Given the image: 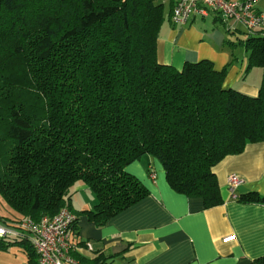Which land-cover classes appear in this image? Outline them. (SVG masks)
I'll return each mask as SVG.
<instances>
[{
    "label": "trees",
    "instance_id": "obj_1",
    "mask_svg": "<svg viewBox=\"0 0 264 264\" xmlns=\"http://www.w3.org/2000/svg\"><path fill=\"white\" fill-rule=\"evenodd\" d=\"M167 16L162 0H0V196L9 207L0 221L52 218L71 208V189L82 182L97 201L78 213L102 226L148 195L126 170L146 154L175 192L204 207L222 203L215 166L264 141V22L226 41L244 47L247 69L262 70L250 95L224 87L230 62L220 70L208 59L159 62ZM10 239L0 247L20 242L36 263L27 240ZM93 253L72 256L81 264L113 257ZM255 261L264 264V255Z\"/></svg>",
    "mask_w": 264,
    "mask_h": 264
},
{
    "label": "crops",
    "instance_id": "obj_2",
    "mask_svg": "<svg viewBox=\"0 0 264 264\" xmlns=\"http://www.w3.org/2000/svg\"><path fill=\"white\" fill-rule=\"evenodd\" d=\"M162 3L164 8L167 5V16L173 0ZM254 10L264 16V0H258ZM232 23L224 24L213 13L191 17L185 24H173L167 16L157 40L158 61L180 68L186 61L208 59L218 70L230 62L224 87L255 95L262 70L247 69L248 54L243 47H227V39L237 42L238 37H245L237 32L243 27H228ZM227 30H235L236 36L231 37ZM126 170L149 193L102 226L78 213L94 207V192L82 182L73 186L69 209L80 215L75 223L77 235L73 225L69 228L75 253L91 258L98 249L113 255L109 264H257L255 260L264 255V200L232 199L226 188L227 176L234 173L242 178L236 189L239 198L248 192L264 197V141L248 143L242 152L225 157L215 166L223 201L211 207H204L199 197L172 190L161 163L151 155H142ZM152 171L155 180L150 177ZM0 264H28L24 245L12 242L0 247Z\"/></svg>",
    "mask_w": 264,
    "mask_h": 264
},
{
    "label": "built area",
    "instance_id": "obj_3",
    "mask_svg": "<svg viewBox=\"0 0 264 264\" xmlns=\"http://www.w3.org/2000/svg\"><path fill=\"white\" fill-rule=\"evenodd\" d=\"M258 0H173L170 20L173 24H185L191 17H205L213 13L225 23H240L243 28L253 31L264 22V16L255 12ZM234 29L232 24L228 26ZM155 180L156 173H150ZM242 178L231 173L226 178V188L232 199H238L236 189ZM76 215L67 207H62L52 217H42L39 221L25 217L14 222L0 221V238H18L27 240L34 248L35 264H81L72 256L73 245L69 228L75 222ZM88 247L91 249L90 244Z\"/></svg>",
    "mask_w": 264,
    "mask_h": 264
},
{
    "label": "rangeland",
    "instance_id": "obj_4",
    "mask_svg": "<svg viewBox=\"0 0 264 264\" xmlns=\"http://www.w3.org/2000/svg\"><path fill=\"white\" fill-rule=\"evenodd\" d=\"M165 12H167V5L165 6ZM232 25H233V27H243L240 23H236V22H233L232 23ZM231 37H232V35H233V37H235L236 36V33L235 34H229ZM228 45V44H227ZM239 47L241 46V45H238ZM227 47H231L230 45H228ZM241 47H243V46H241ZM232 48H234V46L232 47ZM244 48V47H243ZM255 68V70H260V69H258V68H256V67H254ZM254 72V71H253ZM71 191H73L74 192V187L71 189ZM9 207H7V204L5 203V201L2 199V197L0 196V213L2 214V215H6V213L4 212V209H8Z\"/></svg>",
    "mask_w": 264,
    "mask_h": 264
}]
</instances>
